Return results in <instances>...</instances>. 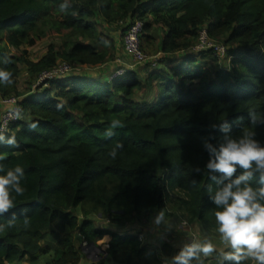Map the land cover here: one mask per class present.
Returning <instances> with one entry per match:
<instances>
[{"label": "trees", "instance_id": "1", "mask_svg": "<svg viewBox=\"0 0 264 264\" xmlns=\"http://www.w3.org/2000/svg\"><path fill=\"white\" fill-rule=\"evenodd\" d=\"M62 2L0 0V44L63 41L62 51L50 46L38 62L10 56L0 46V68L13 80L0 85V102L16 96L22 108L21 119L3 133L14 135L16 144L0 143L7 157L0 163L25 171V192L0 215V264H163L175 252L172 246H151L125 229L173 204L191 223L214 230L207 187L216 185L204 168V138L222 142L219 124L227 121L231 134L251 128L264 143V124L252 128L248 115L264 112V0H68L61 11ZM135 19L145 24L142 46L154 27H162L160 52L171 55L156 65L148 62L145 78L129 69L114 79L74 74L20 94L19 64L36 76L59 60L103 65L118 44L98 26L122 23L124 35ZM204 26L212 39L224 37L228 49V68L214 80L199 65L211 51L185 52ZM144 90L156 93L152 102L140 98ZM113 119L121 126L108 137ZM116 142L123 147L113 159L107 153ZM93 215L112 218L110 228L97 227ZM105 237L106 258L88 261L82 245ZM203 264H218L217 252Z\"/></svg>", "mask_w": 264, "mask_h": 264}, {"label": "clouds", "instance_id": "2", "mask_svg": "<svg viewBox=\"0 0 264 264\" xmlns=\"http://www.w3.org/2000/svg\"><path fill=\"white\" fill-rule=\"evenodd\" d=\"M68 7V0L59 4L61 11ZM12 83V73L0 68V85ZM248 115L252 128L264 124V112L249 110ZM120 126L121 121L113 119L105 135L113 136ZM216 127V124L212 125V128ZM219 130L223 133L222 142L214 144L206 137L203 147L209 154L204 168L216 185L215 188L212 184L207 187L208 198L215 206L214 231L223 248L217 250L208 238L203 242L193 241L163 264H203V258L214 252H217L218 264H264V143L256 138V132L251 128L242 130L239 135L231 134V125L227 121L219 124ZM0 143L14 145L16 138L14 135L5 137L0 132ZM122 147V142H116L107 155L115 159L117 150ZM6 158V153L0 152V162ZM195 170L200 172L201 169ZM24 176L22 166L8 168L0 163V215L14 206L15 196L25 192ZM155 222L172 227L162 210ZM3 227L0 225V229Z\"/></svg>", "mask_w": 264, "mask_h": 264}, {"label": "rangeland", "instance_id": "3", "mask_svg": "<svg viewBox=\"0 0 264 264\" xmlns=\"http://www.w3.org/2000/svg\"><path fill=\"white\" fill-rule=\"evenodd\" d=\"M123 26L122 23L119 25L114 24L113 26H98L99 30H103L105 34L110 36L113 40L118 43V51L114 58H109L107 62L103 65L92 67V66H76L72 65L73 71L65 76L71 80V77L74 74L83 75L89 74L93 76H110L115 70L119 68L129 69L137 71L139 76L145 78L146 75L144 73L145 68L152 64V58L159 56L160 60H164L167 57L170 58L171 55L165 56L164 53L160 52V40L164 35V29L162 27H154L156 31H152L150 37L146 36L143 40V50L148 56V61L144 64H137L124 52L123 49V35L121 34L120 29ZM221 43H225V38L217 39ZM197 43V42H196ZM193 44V47L196 45ZM120 44V45H119ZM1 47L6 49V53L10 56H17L26 58L31 62H38L41 58H43L49 50L50 46H54L56 51L63 50V41L61 38H51L44 37L41 40L36 41V43L32 46L24 43L21 47H8L5 43L0 44ZM191 47V48H193ZM188 49L189 53H196L193 49ZM183 49L180 51L181 53H175L176 56H180L184 53ZM165 57V58H164ZM163 58V59H162ZM159 60V61H160ZM228 57H218L217 54L211 53L204 57L203 59H199V65L207 70L210 76V80L215 79V73L219 70H224L228 68ZM158 61V62H159ZM65 62L64 60H59L58 63ZM149 62V64H147ZM19 75L17 78V88L22 95H28L29 93H37L41 88L47 87L44 84L38 85L39 74L34 75L24 63L19 64ZM95 74V75H94ZM69 76V77H68ZM38 85V86H37ZM140 98L147 99V101L152 102L156 96L155 92H149L148 90H144V92L139 93ZM176 198V195H173ZM77 214L80 215L79 210L76 211ZM165 213V212H164ZM173 213V214H171ZM158 214V213H157ZM148 215L146 219L140 220L137 224L133 226L127 227L125 232L134 231L140 233V239L143 243H149L151 246L160 248L164 244H168L173 247L175 252H171L169 256H164L163 260L169 259L175 254L179 252V250L187 243H191L193 241L203 242L205 238L212 240V242L216 245L217 250L223 248V245L220 243L218 239V235L214 230L207 229L204 226L198 225L197 223H191L188 219L185 218L184 215L180 212H175L173 209V204H169L168 212L165 213L166 219L170 222L171 228H167L163 223L157 224L155 222L156 216ZM95 225L99 228H110V223L112 224V218H102L101 215H93L91 216ZM114 230V229H113ZM124 231V230H123ZM108 238L105 237L104 240L98 242L96 246L100 247L103 250L107 248ZM85 246V245H84ZM89 252V250H87ZM88 252L85 253L86 258ZM90 253V252H89ZM93 256H96L95 252L90 253ZM89 255V256H91ZM214 253L207 256L208 258H212ZM102 256V255H100ZM88 261H91L90 258H87ZM86 263V261H84ZM21 264H30L27 262Z\"/></svg>", "mask_w": 264, "mask_h": 264}, {"label": "built area", "instance_id": "4", "mask_svg": "<svg viewBox=\"0 0 264 264\" xmlns=\"http://www.w3.org/2000/svg\"><path fill=\"white\" fill-rule=\"evenodd\" d=\"M145 24L140 19H135L127 27L123 35L124 52L137 64H143L148 61V56L143 50L142 39L144 36ZM196 53L210 52L217 54L218 57L227 56V46L217 39L209 36L207 27L204 26L199 30V36L196 45L192 48ZM160 56V54H159ZM159 56L152 58V63L160 60ZM73 71L72 65L67 62L58 63L56 67L42 72L39 76L38 85H47V82L53 79L64 78ZM126 69L119 68L115 70L110 78L114 79L125 74ZM37 85V86H38ZM21 98L12 96L1 100L0 104L4 107L0 115V132L7 133L10 125L18 122L22 116V108L20 106Z\"/></svg>", "mask_w": 264, "mask_h": 264}, {"label": "water", "instance_id": "5", "mask_svg": "<svg viewBox=\"0 0 264 264\" xmlns=\"http://www.w3.org/2000/svg\"><path fill=\"white\" fill-rule=\"evenodd\" d=\"M87 250H89L90 253L95 252L96 256L91 255ZM83 252L84 254L88 252L87 254L91 255V256L87 255V258H90L92 262H98L101 260L102 256H104V258H106L107 256L106 250H103L100 247L96 246L95 243H90V244L83 246Z\"/></svg>", "mask_w": 264, "mask_h": 264}, {"label": "crops", "instance_id": "6", "mask_svg": "<svg viewBox=\"0 0 264 264\" xmlns=\"http://www.w3.org/2000/svg\"><path fill=\"white\" fill-rule=\"evenodd\" d=\"M117 42V41H116ZM118 44V43H117ZM120 45V44H119ZM75 75H78V74H75ZM83 75H88V76H91V77H97V76H93V75H89L88 73L87 74H83ZM95 75V74H94ZM69 77V76H68ZM4 107L3 106H0V115L3 111ZM108 238V237H107ZM108 241H109V238H108Z\"/></svg>", "mask_w": 264, "mask_h": 264}]
</instances>
